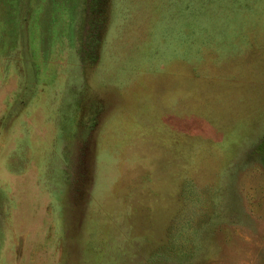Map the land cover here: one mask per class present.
I'll list each match as a JSON object with an SVG mask.
<instances>
[{"label": "rangeland", "instance_id": "rangeland-1", "mask_svg": "<svg viewBox=\"0 0 264 264\" xmlns=\"http://www.w3.org/2000/svg\"><path fill=\"white\" fill-rule=\"evenodd\" d=\"M0 264H264V0H0Z\"/></svg>", "mask_w": 264, "mask_h": 264}]
</instances>
